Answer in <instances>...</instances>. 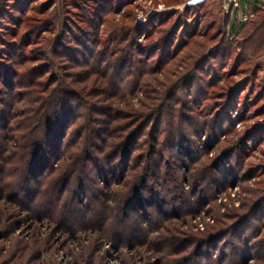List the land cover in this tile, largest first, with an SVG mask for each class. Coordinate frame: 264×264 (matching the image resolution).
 Returning a JSON list of instances; mask_svg holds the SVG:
<instances>
[{
    "label": "rangeland",
    "instance_id": "1",
    "mask_svg": "<svg viewBox=\"0 0 264 264\" xmlns=\"http://www.w3.org/2000/svg\"><path fill=\"white\" fill-rule=\"evenodd\" d=\"M201 1L0 0L4 117L7 74L19 75L18 91L26 94L34 77L51 89L55 77L81 88L87 82L78 76L88 75L71 50L83 52L97 37L120 32V46L134 55L139 49L144 70L139 90L123 98L84 91L125 118L112 125L129 124L132 156L99 148L97 124L84 117L74 126L84 129L81 147H61L63 158L39 193L43 171L23 172L28 147H0V189L7 186L0 192V264H264V29L254 34L249 24L230 40V0L195 6ZM19 108L13 130L29 116ZM181 134L184 145L169 147ZM62 174L71 175L63 190Z\"/></svg>",
    "mask_w": 264,
    "mask_h": 264
},
{
    "label": "trees",
    "instance_id": "2",
    "mask_svg": "<svg viewBox=\"0 0 264 264\" xmlns=\"http://www.w3.org/2000/svg\"><path fill=\"white\" fill-rule=\"evenodd\" d=\"M207 1L209 0L198 2L195 6H201ZM225 3H227V0H224V4ZM237 4L238 3H236V0H233V3H231L230 7L228 9L226 7V14L229 17L227 21L226 36L230 37V40H232L235 38V36L242 35V32L247 28L249 24L253 25L254 28L252 30L254 31V34L262 31L264 29V18L263 20H260V17L261 14L264 15V2L261 3L260 8L256 7V9H251L252 12H250L248 17H243L241 19L238 15V12L240 10L239 8L241 7H238L239 5L237 6ZM233 16L235 20L234 26H232ZM254 34L253 38L255 36ZM111 37L112 39L110 40L105 39L104 41H102V37H97V39L95 38L94 41H88L92 42L91 46L85 45V49L83 52H80V50L78 49L71 50V55L75 57V61H78L77 63L81 62L80 67L84 68L86 72L84 74L88 75V77L78 76L80 77L79 80H81V83L87 82V85L82 86L81 88H75L71 83L69 84L65 80L58 81L57 77H55L56 79L54 81V84L55 82H58V86H56L54 89H51V86L53 85L50 84L49 81L45 83H43L42 81L37 82L39 78L34 77V80L32 79L29 83H27V88L30 90V92L26 94L22 91H18V88L21 87L22 84H20L17 80V78L19 77L17 73L13 72L12 75L10 74L12 77L8 76L7 74V79H4L3 81V83L5 84L9 82L8 84L11 87L8 86V88H10L11 92L7 94L5 92V89L2 92V94L6 95L8 98L5 104L8 105L9 110L6 117H4V113L0 111V122H2L0 123V132H4L2 135L0 133V147H28L26 152H28V154L30 155H28L26 167L24 166L23 168L24 174L26 176L28 173L31 175H37L39 174V171H41V173L43 171L41 176L38 177V180L41 183L39 191L35 189L36 192L40 193L43 187L46 186L51 180L48 178H52V175H54L53 171H56L53 168L54 161L62 160L63 158L61 156V147H81L79 141L83 137L82 135L84 133V129L82 130L74 126L78 127L79 120L84 117L88 119L90 118L97 124L93 128L95 129L94 133L96 135V138L98 139L97 144L99 148L103 145L104 149L105 147L107 149V147L109 146L113 155H119L122 153L125 158L132 156L130 155L131 151H129V149L133 145H130L127 142V138L131 132H125V130L129 127V124L124 125V127L118 126L116 124L112 125V122L125 120V118L114 115V113H112L114 112L113 109L110 108L111 106H103L102 104L95 102L94 99H88L86 95H84L85 90H93L97 92L98 95H102L105 92L108 95L110 91L113 97L119 98L125 96L124 93L126 92L132 93L136 90H139V76H142V74H144V70H140L138 67L139 63L141 62L139 61V49H137L138 53H136L135 51V55L133 54L134 50H130L129 52L124 51L126 50L125 47L120 46L122 39H124V36H122L120 32L111 35ZM66 50L68 51L67 53H69L70 50ZM117 51L124 52V55L122 54V56L120 55L119 57H116L117 53L115 52ZM112 56H115L116 59H113ZM116 65L121 68L119 71L114 70ZM125 71L127 72V74L125 73ZM130 75L136 76V79L134 78L133 82H131V79L126 82ZM91 76H95V79H90L92 78ZM2 77L5 78L3 76V71L1 70L0 78ZM119 78H122V81L118 80ZM101 79H103L104 82H102ZM87 80L90 81L89 85ZM98 84L101 87H98ZM95 85H97V87ZM125 85L129 87L128 91L123 90ZM23 86L24 84L22 85V87ZM168 98H170V95L168 96ZM168 102L170 103V99L168 100ZM20 106L21 108L24 107L29 109V116L26 122L22 123V121H20L15 123V129L13 130V120L18 117L17 114H19V117L23 114L21 111H19ZM160 106L156 107V109H159ZM85 108H89L92 111L93 117L89 114H85L86 112H83L85 111ZM156 109L153 110L155 117L158 115V109ZM95 114H100V116L106 115L108 119L110 118V121L101 120L99 119L101 117L99 116L98 118V116L96 117ZM87 115L88 117H86ZM148 115L150 116L151 114ZM158 119H156L157 122ZM161 124L162 123L160 122V125ZM160 125L158 128L156 127L157 131H159ZM10 127L12 129H10ZM140 128L141 126L138 127V130L133 131V135H131L133 138L136 134H138V132L139 134L140 132H142V128ZM13 132L24 133L22 134V136H15L13 135ZM121 134H125V137ZM71 135L73 137L70 139L69 136ZM109 135L114 140L116 138L123 139V143H109ZM182 135L183 134H181L179 142H176L178 137L172 136L170 140H173V142L176 143L171 144L169 147H182L184 145V142L186 141V138L184 137V135ZM132 137H130L129 139L131 140ZM153 140L157 141V138L154 137ZM10 144H12V146ZM134 149H136V147L133 148L132 151ZM105 150L103 151L104 154H106ZM49 152L50 154H52V161H48L47 153L49 154ZM163 158V156L159 155V159L162 160ZM190 169L191 165L185 168L187 172H189ZM3 170L5 173L6 169ZM25 175H23L22 177L16 175V179H23L21 183L27 184L30 180L27 177L25 179ZM62 177H64L62 179L64 183L61 185V188L63 190V188H67V185L71 183V175L62 174ZM82 179L83 177H78L80 190L84 187V182L82 181ZM7 180L8 182L12 181V179ZM55 180H58V178L55 177ZM8 182L5 181V183ZM4 187L5 188L0 189V192L2 194L6 192L7 186ZM5 261L6 260H1V264H12V261Z\"/></svg>",
    "mask_w": 264,
    "mask_h": 264
},
{
    "label": "crops",
    "instance_id": "3",
    "mask_svg": "<svg viewBox=\"0 0 264 264\" xmlns=\"http://www.w3.org/2000/svg\"><path fill=\"white\" fill-rule=\"evenodd\" d=\"M262 2H264V0H236V3H238L237 6L239 5L238 7H241L238 12L240 19L248 17L250 12H252L251 9H256V7L260 8Z\"/></svg>",
    "mask_w": 264,
    "mask_h": 264
},
{
    "label": "built area",
    "instance_id": "4",
    "mask_svg": "<svg viewBox=\"0 0 264 264\" xmlns=\"http://www.w3.org/2000/svg\"><path fill=\"white\" fill-rule=\"evenodd\" d=\"M231 3H233V0H230Z\"/></svg>",
    "mask_w": 264,
    "mask_h": 264
},
{
    "label": "snow or ice",
    "instance_id": "5",
    "mask_svg": "<svg viewBox=\"0 0 264 264\" xmlns=\"http://www.w3.org/2000/svg\"><path fill=\"white\" fill-rule=\"evenodd\" d=\"M192 2H195V0H192Z\"/></svg>",
    "mask_w": 264,
    "mask_h": 264
}]
</instances>
